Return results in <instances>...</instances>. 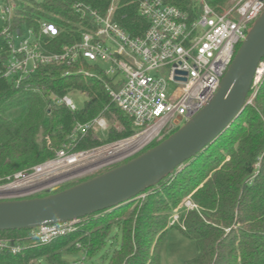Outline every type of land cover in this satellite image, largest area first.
Here are the masks:
<instances>
[{
    "label": "trees",
    "instance_id": "16d2710c",
    "mask_svg": "<svg viewBox=\"0 0 264 264\" xmlns=\"http://www.w3.org/2000/svg\"><path fill=\"white\" fill-rule=\"evenodd\" d=\"M163 1L191 12L192 0ZM207 1L217 12L230 4V0ZM74 4L86 5L103 17L112 10V21L131 37L141 36L148 27L138 15V0H25L7 25L10 30L25 27L38 33L39 22L54 23L60 34L52 40L43 37L42 41L48 49L58 52L62 45L78 41L79 32L88 26L72 11ZM66 72L58 65L41 67L18 87L0 79V186L7 184L13 174L52 158L76 122H88L102 113L108 126L103 136L91 129L76 150L135 133L132 120L110 102L104 77L96 76V72L89 77L65 75ZM73 90L88 97L81 111L71 112L50 104L51 97H62ZM253 93L251 104L180 170L177 168L157 185L116 208L80 219L74 233L37 245L31 230L0 232L1 238L20 240L28 246L18 255L0 254V264H40L42 260L47 264H67L63 255L82 252L77 244L91 258L104 246L113 227L121 242L110 255L109 264H159L160 242L169 228L178 229L195 242L197 256L187 264H264V75L246 102ZM176 131L152 142L136 157ZM108 171L66 184L58 192ZM186 196L198 210L184 215L183 230L169 226L170 214ZM114 241L118 244L116 237Z\"/></svg>",
    "mask_w": 264,
    "mask_h": 264
},
{
    "label": "built area",
    "instance_id": "2783aa9c",
    "mask_svg": "<svg viewBox=\"0 0 264 264\" xmlns=\"http://www.w3.org/2000/svg\"><path fill=\"white\" fill-rule=\"evenodd\" d=\"M25 0H0V79L18 87L41 67H65V75L105 78L108 98L132 120L135 133L127 138L86 150L77 144L94 129L101 136L107 130L102 113L92 120L71 125L65 143L54 156L27 171L13 174L0 186V201L29 199L50 194L64 185L83 180L135 158L152 142L190 121L217 92L235 53L249 28L264 11V0H230L217 12L207 0H192L191 12L163 0H138V15L148 23L141 36L131 37L111 19V11L100 16L83 4L72 11L88 23L75 43L62 45L58 52L46 47L60 34L51 22L41 21L38 33L31 28L10 30L20 3ZM264 75V60L259 64L252 88ZM254 93L247 100L251 104ZM50 104L71 112L77 108L67 95L51 97ZM13 186V187H12ZM12 187V188H11ZM197 211L186 196L169 216V225L184 229L177 210ZM80 220L43 225L31 230L35 244L46 245L74 233ZM27 244L0 237V254H21ZM85 254L80 244L76 245ZM82 259L72 264H84Z\"/></svg>",
    "mask_w": 264,
    "mask_h": 264
},
{
    "label": "water",
    "instance_id": "95a60500",
    "mask_svg": "<svg viewBox=\"0 0 264 264\" xmlns=\"http://www.w3.org/2000/svg\"><path fill=\"white\" fill-rule=\"evenodd\" d=\"M264 59V11L248 31L209 101L190 121L140 156L43 198L0 201V232L34 230L116 208L172 174L211 144L243 112Z\"/></svg>",
    "mask_w": 264,
    "mask_h": 264
},
{
    "label": "rangeland",
    "instance_id": "374dc122",
    "mask_svg": "<svg viewBox=\"0 0 264 264\" xmlns=\"http://www.w3.org/2000/svg\"><path fill=\"white\" fill-rule=\"evenodd\" d=\"M35 1L40 2L41 0ZM67 96L72 100L78 111H81L85 107V104L88 102V97L84 93L77 90L68 92ZM182 126L183 125H181V127ZM181 168H178L177 170H180ZM110 169L111 168H109L108 170ZM177 212L179 213L181 219L180 221H182L183 211L178 209ZM175 226L179 227L178 224L173 225V227ZM115 237L118 239V244H116L115 241V243H113ZM120 242L121 237L118 234V230L116 227H113L104 246L91 258H87L83 252H79L75 255H63L62 259L67 264L79 262L82 259H85L84 264H109V257L114 252V250L119 249ZM196 256L197 249L194 241L185 237L178 229L169 228L167 230L159 246V264H187ZM40 264L47 263L42 260Z\"/></svg>",
    "mask_w": 264,
    "mask_h": 264
},
{
    "label": "bare ground",
    "instance_id": "6f19581e",
    "mask_svg": "<svg viewBox=\"0 0 264 264\" xmlns=\"http://www.w3.org/2000/svg\"><path fill=\"white\" fill-rule=\"evenodd\" d=\"M12 187H13V186H12ZM12 187H11V188H12ZM0 192H3V190L0 189Z\"/></svg>",
    "mask_w": 264,
    "mask_h": 264
}]
</instances>
